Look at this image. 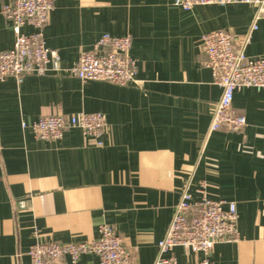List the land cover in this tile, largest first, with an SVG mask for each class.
<instances>
[{"label": "crops", "instance_id": "0c3cea01", "mask_svg": "<svg viewBox=\"0 0 264 264\" xmlns=\"http://www.w3.org/2000/svg\"><path fill=\"white\" fill-rule=\"evenodd\" d=\"M10 1L0 0V51L14 42L1 13ZM173 2L54 0L43 38L58 50L62 68L74 66L79 51L103 33L129 34L140 85L84 83L65 72L0 81V264H30L28 250L38 241L93 240L103 224L122 238L130 264H153L189 179L193 188L206 184L209 198L237 206L240 238L215 243L211 262L264 264V88L234 92L233 106L246 118L240 131L209 133L221 88L201 49L202 35L212 30L239 40L256 8L184 10ZM246 53L264 57V19ZM80 111L106 115L101 146L79 128L48 140L31 129L41 116ZM173 253L180 264H193L181 246ZM75 264H98V258L82 255Z\"/></svg>", "mask_w": 264, "mask_h": 264}, {"label": "built area", "instance_id": "2783aa9c", "mask_svg": "<svg viewBox=\"0 0 264 264\" xmlns=\"http://www.w3.org/2000/svg\"><path fill=\"white\" fill-rule=\"evenodd\" d=\"M245 3L256 8L249 30L239 39L232 32L217 29L201 38V49L206 56L204 66L211 71L212 81L221 88L214 102L208 132L224 128L240 131L246 124L245 115L233 106L234 92L242 87L264 88V57L250 56L246 47L257 21L264 19V0H174L184 10L195 5H227ZM54 7V0H11L1 7L14 33L10 49L0 51V81L14 77L18 83L28 75L44 76L65 72L81 82L90 80L110 82L119 86L140 85L136 79V60L131 56V36L103 33L90 48L79 51L74 66L61 67L58 50L48 47L43 29ZM24 25L33 28L26 34ZM23 127L25 124H22ZM107 118L103 112H75L41 116L31 124L40 139H59L69 128H79L85 140L98 146L103 144ZM189 179L182 187L164 237L158 242L153 264H180L173 249L181 246L193 264H213L209 258L215 243L240 238L235 201L211 199L206 184L193 188ZM197 192L198 194H193ZM93 254L98 264H130L131 257L122 238L108 224L99 227V236L90 241H38L28 250L30 264H61L63 260L75 264L82 255Z\"/></svg>", "mask_w": 264, "mask_h": 264}]
</instances>
